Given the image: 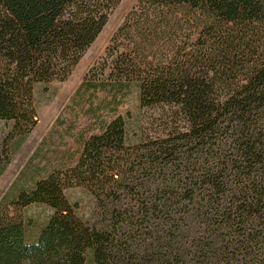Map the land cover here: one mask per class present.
<instances>
[{
    "label": "trees",
    "instance_id": "1",
    "mask_svg": "<svg viewBox=\"0 0 264 264\" xmlns=\"http://www.w3.org/2000/svg\"><path fill=\"white\" fill-rule=\"evenodd\" d=\"M120 1L0 0V177L37 124L35 89L68 79ZM132 86L174 126L130 146L118 115L75 166L3 195L0 264H264V0H138L78 93L117 107ZM72 187L102 228L76 215ZM32 204L52 210L35 238Z\"/></svg>",
    "mask_w": 264,
    "mask_h": 264
},
{
    "label": "rangeland",
    "instance_id": "2",
    "mask_svg": "<svg viewBox=\"0 0 264 264\" xmlns=\"http://www.w3.org/2000/svg\"><path fill=\"white\" fill-rule=\"evenodd\" d=\"M137 3L138 0L120 1L66 81L35 89L33 98L37 124L20 146L16 147L15 142L7 145L11 157L0 177V199L5 194L12 198L19 190L33 187L35 182L54 170L75 166L84 140L99 133L103 124L118 115L125 120L126 141L130 146L165 136L170 131L169 127L174 126L171 118L174 116L166 110L140 107L135 86L124 97H119L121 101L117 107H114L111 98H106L105 93L94 94L84 90L78 93L85 74L93 66L102 64L114 33ZM11 126V122L0 121V150L5 146L4 138ZM64 195L76 206L75 213L84 223L97 228L106 224L96 198L88 190L72 187L66 189ZM21 215L29 222V237L35 238L52 215V210L42 204H32ZM86 264H92L89 254Z\"/></svg>",
    "mask_w": 264,
    "mask_h": 264
}]
</instances>
